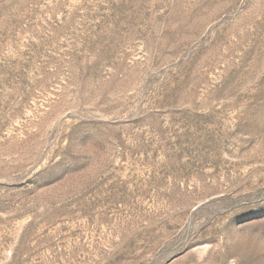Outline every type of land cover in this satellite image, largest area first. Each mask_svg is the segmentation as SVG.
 <instances>
[{"label":"rangeland","instance_id":"rangeland-1","mask_svg":"<svg viewBox=\"0 0 264 264\" xmlns=\"http://www.w3.org/2000/svg\"><path fill=\"white\" fill-rule=\"evenodd\" d=\"M0 264H264V0H0Z\"/></svg>","mask_w":264,"mask_h":264}]
</instances>
